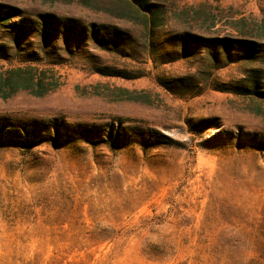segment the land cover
I'll list each match as a JSON object with an SVG mask.
<instances>
[{
  "label": "rangeland",
  "instance_id": "rangeland-1",
  "mask_svg": "<svg viewBox=\"0 0 264 264\" xmlns=\"http://www.w3.org/2000/svg\"><path fill=\"white\" fill-rule=\"evenodd\" d=\"M256 239L264 0H0V264H249Z\"/></svg>",
  "mask_w": 264,
  "mask_h": 264
},
{
  "label": "trees",
  "instance_id": "trees-1",
  "mask_svg": "<svg viewBox=\"0 0 264 264\" xmlns=\"http://www.w3.org/2000/svg\"><path fill=\"white\" fill-rule=\"evenodd\" d=\"M154 26H156L154 24ZM198 40V39H197ZM210 42L214 44V46H222L224 49H227L228 51H231L232 48L236 46V44L243 45L245 41L242 39H227V38H215L211 39ZM21 70H16V72H20ZM22 88H25V86H22ZM245 94V93H243ZM253 246L257 248V250L260 251V255L262 254V260L261 259H252L249 264H264V239H256L253 241Z\"/></svg>",
  "mask_w": 264,
  "mask_h": 264
}]
</instances>
